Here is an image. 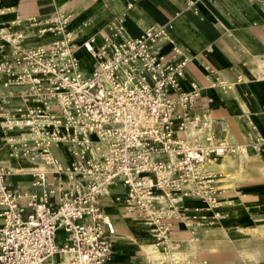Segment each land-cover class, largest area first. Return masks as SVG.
<instances>
[{"label":"built area","instance_id":"1","mask_svg":"<svg viewBox=\"0 0 264 264\" xmlns=\"http://www.w3.org/2000/svg\"><path fill=\"white\" fill-rule=\"evenodd\" d=\"M72 17L59 9L35 25V34L59 36L39 45L0 26L1 47L11 45L0 85L17 88L9 94L21 99L10 108L9 95H0V110L7 127L33 135L15 151L44 163L28 189L14 188L0 165V264H115L114 222L101 203L115 184L125 187L117 197L124 213L147 227L162 252L178 247L177 222L195 233L224 216L219 173L210 167L239 146L219 133L207 106L196 111L203 88L183 87L188 59L160 53L159 39H171L167 26L130 36L121 19L113 21L103 43H83L95 59L87 73L68 29ZM215 85L231 87L220 78ZM57 143L70 160L52 154ZM186 198L212 213L190 212Z\"/></svg>","mask_w":264,"mask_h":264},{"label":"crops","instance_id":"2","mask_svg":"<svg viewBox=\"0 0 264 264\" xmlns=\"http://www.w3.org/2000/svg\"><path fill=\"white\" fill-rule=\"evenodd\" d=\"M59 9L73 14L68 29L87 73L93 71L95 59L83 43L92 37L96 45L103 43L113 21L121 19L130 36H139L150 26L166 25L171 39H159L160 53L172 56L179 51L178 57L188 59L183 87L188 90L196 82L203 88L196 111L207 106L219 133L239 146L233 155L210 167L219 173L223 218L195 233L177 222L174 236L179 245L174 250L179 251L178 258L171 253L161 256L147 227L124 213L117 197L125 187L113 188L101 200L115 227L113 262L264 264V0H0V26L24 31L25 45L48 43L59 36L32 30ZM2 44L0 38V60L11 49L10 44ZM80 51L91 56V68ZM217 78L231 87L215 85ZM12 90L17 88L0 85V95H9L10 108L21 103L20 97L9 94ZM6 119L0 110V165L11 172L7 181L14 188L28 189L31 172L44 163L16 153L14 143L31 138L18 128L7 127ZM59 144L51 147L53 155L70 160L68 147L61 144L63 155ZM184 204L190 212L200 208L202 214L212 213L198 198H186Z\"/></svg>","mask_w":264,"mask_h":264},{"label":"rangeland","instance_id":"3","mask_svg":"<svg viewBox=\"0 0 264 264\" xmlns=\"http://www.w3.org/2000/svg\"><path fill=\"white\" fill-rule=\"evenodd\" d=\"M80 57L84 60V62L87 64L88 67L91 68L93 66L92 58H91V56L88 53H86L85 51H80ZM59 148L61 149L62 154L64 155L63 146L61 144H59ZM18 169H20V168H18ZM161 253H164L165 255H168V254H166V252H161Z\"/></svg>","mask_w":264,"mask_h":264},{"label":"bare ground","instance_id":"4","mask_svg":"<svg viewBox=\"0 0 264 264\" xmlns=\"http://www.w3.org/2000/svg\"><path fill=\"white\" fill-rule=\"evenodd\" d=\"M2 122V121H1ZM24 136H26V137H28V136H30V138L33 136V135H31V134H28V133H26V132H23L22 133ZM51 152H52V154H53V151L51 150ZM17 153V152H16ZM31 158V157H30ZM31 159H33V158H31ZM67 160V159H66ZM35 162V161H34ZM40 167V166H39ZM37 168V167H36ZM18 169V168H17ZM18 170H21V168L20 169H18ZM118 186H121L120 184H115V185H113L110 189H109V191H111L113 188H119ZM172 254V255H174V258H178V256H179V251L177 252L176 250H173V251H170V252H167L166 254ZM161 254V256H166L164 253H160ZM169 258V257H168Z\"/></svg>","mask_w":264,"mask_h":264}]
</instances>
